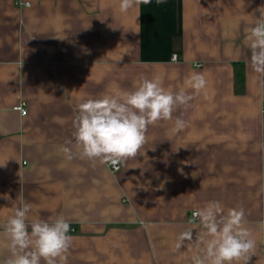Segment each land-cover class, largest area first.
<instances>
[{
  "label": "crops",
  "instance_id": "0c3cea01",
  "mask_svg": "<svg viewBox=\"0 0 264 264\" xmlns=\"http://www.w3.org/2000/svg\"><path fill=\"white\" fill-rule=\"evenodd\" d=\"M261 5L152 0L121 13L119 0H0V264L10 257L3 225L22 201L30 217L75 227L66 264H193L203 245H176L190 228L195 240L192 212L208 201L244 210L256 242L248 264H264V83L244 44ZM192 72L207 87L174 113L186 128L149 126L141 155L120 169L61 150L83 99L133 90L142 74L178 91Z\"/></svg>",
  "mask_w": 264,
  "mask_h": 264
},
{
  "label": "clouds",
  "instance_id": "9594fccd",
  "mask_svg": "<svg viewBox=\"0 0 264 264\" xmlns=\"http://www.w3.org/2000/svg\"><path fill=\"white\" fill-rule=\"evenodd\" d=\"M152 0H119V10L127 13ZM165 0H156L157 4ZM259 18L245 29L244 44L250 49V68L264 83V5L256 9ZM207 87L203 73L192 72L185 87L178 91L163 86L160 76L141 75L133 90L105 94L99 98L83 99L74 108L73 141H67L62 151L68 159L74 156L87 159L92 164H116L135 159L147 143V130L161 121L172 122L171 134L183 131L187 122L178 110L186 111L191 101ZM186 88L192 92L186 91ZM162 187V185H161ZM33 206L22 201L12 208L4 233L10 240V257L4 264H66V253L72 245L70 223L63 215L48 219L30 217ZM199 221L197 224L196 221ZM197 229L183 232L177 248L184 242L203 245L202 255L193 257V264H248L255 255L256 242L246 227L242 208L225 210L219 201H208L193 212L190 221ZM30 229V230H29Z\"/></svg>",
  "mask_w": 264,
  "mask_h": 264
},
{
  "label": "trees",
  "instance_id": "16d2710c",
  "mask_svg": "<svg viewBox=\"0 0 264 264\" xmlns=\"http://www.w3.org/2000/svg\"><path fill=\"white\" fill-rule=\"evenodd\" d=\"M245 69L241 63L234 65V89L237 94H242L245 91Z\"/></svg>",
  "mask_w": 264,
  "mask_h": 264
},
{
  "label": "built area",
  "instance_id": "2783aa9c",
  "mask_svg": "<svg viewBox=\"0 0 264 264\" xmlns=\"http://www.w3.org/2000/svg\"><path fill=\"white\" fill-rule=\"evenodd\" d=\"M19 3H21V4H24V5H29L30 4V2L29 1H25V2H22V1H19ZM171 59L172 60H178L179 59V54L178 53H173L172 54V57H171ZM19 109H20V111H21V114H26V112H27V109H26V107L24 106V105H20L19 106ZM109 165H110V167H111V169L113 170V171H116V170H118V169H120V162H118V163H116V164H112L111 162H109ZM194 212V211H193ZM193 212H192V215H193ZM70 231H74L75 230V227L73 226V225H71L70 224Z\"/></svg>",
  "mask_w": 264,
  "mask_h": 264
}]
</instances>
